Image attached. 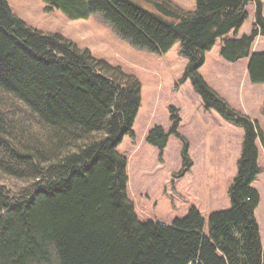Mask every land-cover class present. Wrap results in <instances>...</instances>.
<instances>
[{
  "label": "trees",
  "instance_id": "1",
  "mask_svg": "<svg viewBox=\"0 0 264 264\" xmlns=\"http://www.w3.org/2000/svg\"><path fill=\"white\" fill-rule=\"evenodd\" d=\"M43 0L68 19L99 14L134 47L167 53L181 43L187 60L182 82L191 80L207 110L244 130L238 173L231 183V208L210 217V231L193 207L172 225L142 221L129 195V160L119 145L136 137L142 83L121 67L96 58L88 48L43 32L0 0V264H264V242L253 186L262 168L258 124L234 110L214 91L200 68L217 41L242 28L256 2L251 34L227 39L221 56L249 58L252 84L264 83V53L253 52L264 36L259 0H196L186 11L172 0ZM169 132L155 126L146 141L164 150L171 135L184 142V176L194 165L189 142L179 134L171 108Z\"/></svg>",
  "mask_w": 264,
  "mask_h": 264
},
{
  "label": "rangeland",
  "instance_id": "2",
  "mask_svg": "<svg viewBox=\"0 0 264 264\" xmlns=\"http://www.w3.org/2000/svg\"><path fill=\"white\" fill-rule=\"evenodd\" d=\"M133 1L160 13L155 6L143 0ZM172 1L186 11L197 9L196 0ZM259 1L264 14V0ZM8 2L13 13L30 26L43 32L60 34L81 48H88L96 58L119 66L126 73L139 78L142 83V105L134 125L136 137L133 139L126 135L118 147L119 152L129 160L130 198L142 221L166 225L184 218L195 207L204 217L205 233H209L211 215L231 208L229 189L238 173L244 130L223 118L216 110H207L191 80L182 82L188 60L181 53V43L175 44L167 53L155 54L136 48L122 39L99 14L88 19L71 20L58 9H47L43 0ZM256 8V2L250 3L248 18L239 32L232 31L220 38L213 49L206 53L200 74L234 110L250 116L262 132L263 141L259 139L257 142L262 172L253 186L261 196L257 210L263 237L264 83H251L246 67L248 58L233 63L220 54L227 39L252 33ZM253 49L257 53H264V36L257 38ZM172 107L179 112V134L189 142V154L194 163L192 169L182 177L178 176L183 168L182 139L171 135L164 150L146 141L150 129L157 125L166 132L170 131L173 124ZM1 184L17 190L26 182L7 177L0 181Z\"/></svg>",
  "mask_w": 264,
  "mask_h": 264
},
{
  "label": "crops",
  "instance_id": "3",
  "mask_svg": "<svg viewBox=\"0 0 264 264\" xmlns=\"http://www.w3.org/2000/svg\"><path fill=\"white\" fill-rule=\"evenodd\" d=\"M253 52H255L254 51V49H253ZM242 61V60H241ZM241 61H239V62H241ZM249 61H250V59L248 58V64H249ZM246 63V67L248 68V64ZM249 75V74H248ZM257 220L259 221V216H258V210H257ZM259 224H260V226H261V223H260V221H259ZM261 234H262V227H261ZM263 235V234H262ZM264 237V236H263ZM263 240H264V238H263Z\"/></svg>",
  "mask_w": 264,
  "mask_h": 264
}]
</instances>
